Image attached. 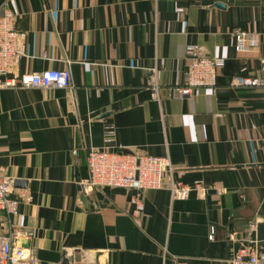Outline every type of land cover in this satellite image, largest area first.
<instances>
[{"label": "crops", "instance_id": "obj_1", "mask_svg": "<svg viewBox=\"0 0 264 264\" xmlns=\"http://www.w3.org/2000/svg\"><path fill=\"white\" fill-rule=\"evenodd\" d=\"M7 5L21 51L8 75L66 68L70 86L0 87V174L18 202L0 212V233L30 231L34 264H226L242 245L264 256V0ZM186 44L224 58L215 87L190 98L173 90ZM242 76L263 84L231 85ZM90 148L167 156L179 181L205 191H83Z\"/></svg>", "mask_w": 264, "mask_h": 264}, {"label": "built area", "instance_id": "obj_2", "mask_svg": "<svg viewBox=\"0 0 264 264\" xmlns=\"http://www.w3.org/2000/svg\"><path fill=\"white\" fill-rule=\"evenodd\" d=\"M14 16V12L7 5V0H0V87H69V72L66 68L26 72L16 77L8 75L13 63L21 55L13 27ZM232 36L236 52H244L248 49L246 32L235 30ZM184 60L183 81L173 86L177 95L190 98L197 88L215 87L217 73L224 63L222 56H205L200 54L194 45L186 44ZM262 67L264 68V63ZM261 83L263 84V81L254 76H242L231 81L233 86L251 87ZM150 89L152 96L156 97L157 84L153 83ZM113 136V125L108 123L105 125L103 143L112 142ZM85 162L87 178L80 182L83 191L103 186L134 188L140 191L165 188L172 196L181 198H185L192 189H196L200 194L205 191V188L198 183L190 186L179 181L167 156L90 148L86 152ZM10 186V178L0 174V212L6 215L15 214L18 203L10 194ZM247 228L253 231L255 221L248 222ZM30 235V231L18 230L14 227H9L0 233V264H34L32 252L23 245ZM212 235L213 228H210L208 238L211 239ZM226 264H264V256H259L254 249L242 245L233 251Z\"/></svg>", "mask_w": 264, "mask_h": 264}, {"label": "water", "instance_id": "obj_3", "mask_svg": "<svg viewBox=\"0 0 264 264\" xmlns=\"http://www.w3.org/2000/svg\"><path fill=\"white\" fill-rule=\"evenodd\" d=\"M215 5L218 7H222V4H220V3H216Z\"/></svg>", "mask_w": 264, "mask_h": 264}]
</instances>
